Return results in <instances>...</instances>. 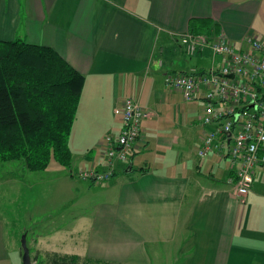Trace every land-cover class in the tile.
<instances>
[{"label":"crops","instance_id":"0c3cea01","mask_svg":"<svg viewBox=\"0 0 264 264\" xmlns=\"http://www.w3.org/2000/svg\"><path fill=\"white\" fill-rule=\"evenodd\" d=\"M192 21L235 46L248 36L264 44V0H0V41L51 48L84 76L71 167L44 171L57 207L38 215L50 212L51 224L31 251L26 241L31 264L71 255L104 264H264V168L238 198L229 161L196 155L203 103L164 85L166 73L219 65L207 51L185 56L172 37ZM127 98L145 117L127 160L109 163L101 142L120 133L114 110ZM109 171L104 182L80 178ZM4 234L0 219V264H18L21 247L14 237L6 245Z\"/></svg>","mask_w":264,"mask_h":264},{"label":"built area","instance_id":"2783aa9c","mask_svg":"<svg viewBox=\"0 0 264 264\" xmlns=\"http://www.w3.org/2000/svg\"><path fill=\"white\" fill-rule=\"evenodd\" d=\"M185 56L192 58L209 52L219 59L209 72L197 68L166 73L164 85L181 94L187 103H203L198 126L203 138L196 155L203 159L215 154L232 167L233 191L238 198L247 196L257 168H264V44L251 36L238 46L223 36L173 32ZM122 120L117 136L106 135L101 145L109 163L125 162L139 137L143 109L131 98L114 110ZM112 171L85 173L80 178L95 182L110 180Z\"/></svg>","mask_w":264,"mask_h":264},{"label":"trees","instance_id":"16d2710c","mask_svg":"<svg viewBox=\"0 0 264 264\" xmlns=\"http://www.w3.org/2000/svg\"><path fill=\"white\" fill-rule=\"evenodd\" d=\"M204 23L192 21L190 31L211 34ZM83 85L84 76L53 49L0 41V164L20 161L27 171L44 172L54 161L69 169V138ZM52 259L104 264L73 255Z\"/></svg>","mask_w":264,"mask_h":264},{"label":"rangeland","instance_id":"374dc122","mask_svg":"<svg viewBox=\"0 0 264 264\" xmlns=\"http://www.w3.org/2000/svg\"><path fill=\"white\" fill-rule=\"evenodd\" d=\"M51 163L56 164L54 161ZM50 180L45 172L27 171L20 161L0 164V219L4 224L6 245L15 238V243L21 247L22 237L25 236L31 251V240L51 224L48 221L50 212L44 216L45 219L38 216L47 207H57L53 200L56 199V189L49 185ZM78 183L88 186V182L82 180ZM44 193H48L50 203L43 198ZM176 259L180 260L179 257ZM38 260L37 264H48V259L43 256ZM18 264H23L22 258Z\"/></svg>","mask_w":264,"mask_h":264},{"label":"water","instance_id":"95a60500","mask_svg":"<svg viewBox=\"0 0 264 264\" xmlns=\"http://www.w3.org/2000/svg\"><path fill=\"white\" fill-rule=\"evenodd\" d=\"M20 254H21V257H22L23 264H31L30 256H29V250H28V248L26 246L25 236L22 237Z\"/></svg>","mask_w":264,"mask_h":264}]
</instances>
